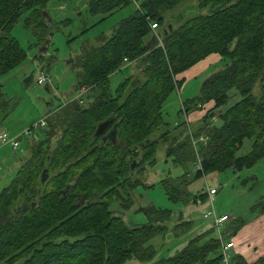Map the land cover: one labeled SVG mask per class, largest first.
<instances>
[{
    "label": "trees",
    "instance_id": "16d2710c",
    "mask_svg": "<svg viewBox=\"0 0 264 264\" xmlns=\"http://www.w3.org/2000/svg\"><path fill=\"white\" fill-rule=\"evenodd\" d=\"M46 1L0 0V75L24 60V50L10 34L22 13L36 46L49 34L42 15ZM183 1H87L88 15H100V20L127 5L134 11L101 38L100 45L74 61L79 70L74 91L85 87V98L93 97L86 104L70 101L49 109L43 139L32 140L27 157L0 190V264L149 261L154 252L147 242L163 233L169 212L148 204L139 208L146 223L129 227L109 207L115 199L127 206L130 192L141 184L135 174L142 175L145 166L154 163L158 143H164V155L174 165H190L191 179L249 169L264 157V0H195V7L208 13L179 22L181 15L175 20L168 13ZM152 24L160 47L151 37ZM211 54L225 64L206 77L196 96L181 102L176 113L200 110L208 102L211 108L193 131L184 123L169 128L161 119V105L181 84L176 76ZM123 60L135 63L134 75L110 95L108 78L123 67ZM5 108L0 93V113ZM57 111L60 116L53 115ZM215 115L217 121L211 124ZM105 119L111 120L110 128L115 125L113 142L93 136L96 124ZM159 129L162 132L150 139ZM188 131L193 138L203 135L205 145L198 144L194 151ZM245 139L249 149L237 155ZM195 156L199 171H193ZM43 169L49 176L40 185ZM186 175L160 181L167 199H187L180 189ZM196 198L205 200L200 193L192 202ZM257 206L264 212V195ZM210 232L194 235L172 256L152 264H219V242ZM228 264H264V254L249 263L232 255Z\"/></svg>",
    "mask_w": 264,
    "mask_h": 264
},
{
    "label": "rangeland",
    "instance_id": "374dc122",
    "mask_svg": "<svg viewBox=\"0 0 264 264\" xmlns=\"http://www.w3.org/2000/svg\"><path fill=\"white\" fill-rule=\"evenodd\" d=\"M87 1H46L42 12L50 20L47 25H49L51 36L44 54L39 52L41 44L35 45L32 29L23 26L26 13H22L11 27L10 34L24 50L25 56L19 66L0 75V93L6 102L5 113H0V133H5L7 137H15L18 143L16 151L0 144V190L10 182L20 159L27 157V148L32 145V140L43 139L41 131L45 127L42 129L34 127L31 130L28 128L43 119L47 111L46 104L49 103L50 107L55 109L75 96L74 76L79 70L74 66V61L83 51L100 45V39L108 37L115 25L134 11L132 4L127 5L106 19L100 20V15H88ZM195 6V0H185L168 15H171L175 20L181 15L180 22L194 15L208 13L206 8L198 10ZM155 34L157 35V32ZM155 34H151V37L155 38ZM70 39L72 40L70 41ZM224 64V60L218 58L208 64L195 77L187 79L179 90H175V88L167 97L161 105V119L169 128H172L173 124L183 123V116L176 113L180 102L195 97L201 81L220 70ZM131 67L133 68L132 65L125 69L122 67L109 76L107 91L110 95H113L117 86L128 77ZM39 73L44 76L47 83L35 85V78ZM133 74L134 72L131 73V76ZM46 85L49 90L45 87ZM255 90H257V86ZM87 96H89V92L81 98L84 104L93 97V93L88 99L85 98ZM57 112H54L53 115L60 116V111ZM53 119L54 117H52ZM214 122L216 120L210 123ZM160 132L162 129L156 131L150 139L156 138ZM248 149L249 141L245 139L237 155L246 153ZM164 150V143H158L154 153V163L145 166L142 175L135 174L141 184L130 192L129 203L125 204L127 206L123 207L116 199L110 204L111 213L121 218L129 227L146 223L143 213L139 211L140 207L151 204L155 208L169 212V219L162 224L165 228L163 233L152 237L147 242L154 252L151 259L139 262L131 258L122 264H152L159 259L170 257L180 250L189 238L211 228L210 221L201 218L202 213L210 209L207 203L196 204L190 202L189 199L184 201L167 199L160 186V181L164 179H174L187 173L184 183L189 181L186 189L191 195L205 189H215L216 194L213 196L211 204L215 214L224 213L232 219L247 223L262 212L257 206V202L264 195V157L250 169H243L240 172L230 170L221 173L210 172L202 177L191 179L190 165H174L170 158L165 157ZM140 157L139 153L134 163ZM259 182H262V186L256 189ZM224 226L225 223L222 224L220 232L223 231ZM210 233L211 236L216 237L215 230Z\"/></svg>",
    "mask_w": 264,
    "mask_h": 264
},
{
    "label": "crops",
    "instance_id": "0c3cea01",
    "mask_svg": "<svg viewBox=\"0 0 264 264\" xmlns=\"http://www.w3.org/2000/svg\"><path fill=\"white\" fill-rule=\"evenodd\" d=\"M218 58L219 57L215 54L208 55L202 61H199L189 69L177 75L176 80L182 79V82L179 85V87L175 90H179V88L187 79H189L190 77H195V75L198 74L201 70H203L208 64L213 63V61L217 60ZM129 64L133 66V68L131 67L128 75L131 76V73L134 72L135 63H126L123 65L124 67L123 69L127 68V66H130ZM47 90H49L48 87ZM46 106H47L46 114L48 113L49 109H51V111L54 109L50 107L49 103H47ZM211 106H212L211 102H208L204 104L200 110H196L187 114L181 113V115L183 116V123L185 127L189 128L192 131L197 129L200 125L201 118L205 114V111L211 108ZM251 179H255V178H251ZM188 184L189 181L185 182V184L180 186V189L182 193L188 196L186 200L189 199V201L192 202V196L194 195L188 193L186 189ZM261 184L262 182H259V184H257L256 186V189L262 186ZM215 194H216V190L214 189L213 196H215ZM228 218L229 220L225 222V226H224L225 228L223 227V231L221 232V234H223V238L225 242L231 241L233 244V248L230 253L231 256L238 255L242 259H244L247 263L252 262L256 258L262 256L264 254V213L261 212L258 217H255L254 219H252L247 223H243L238 219H232L229 216ZM233 229H235V231Z\"/></svg>",
    "mask_w": 264,
    "mask_h": 264
},
{
    "label": "built area",
    "instance_id": "2783aa9c",
    "mask_svg": "<svg viewBox=\"0 0 264 264\" xmlns=\"http://www.w3.org/2000/svg\"><path fill=\"white\" fill-rule=\"evenodd\" d=\"M150 29L152 31V34H155L156 27L154 24L150 25ZM155 40H157V46H161L160 41L158 40V36L155 34L154 35ZM126 60H123V65L126 64ZM43 82H46L44 76H42L41 73H39L36 78H35V85H41ZM88 92V88L82 87L79 88L73 98H71L68 102L70 101H78L79 103L82 101L81 98L86 96V93ZM66 102V103H68ZM66 103H63L62 105H65ZM45 118L46 116L43 117L41 121L38 123L34 124L32 128H43L45 127ZM216 117H212L210 119V122L215 121ZM217 121V120H216ZM215 123V122H214ZM30 129V130H31ZM189 135V141L190 145L193 148L194 151H196V147L198 144L204 146L206 143V138L203 135H199L196 138H193L191 136V132H187ZM0 144L1 145H6L9 147L11 150L16 151L18 148V143L17 139L15 137H7L5 133H0ZM200 170V160L197 156H195V163L193 165V171H199ZM200 194H203L205 196V200L203 202H206L207 205L209 206V210H206L204 213H202L201 218L204 220H209L210 221V226L212 230L216 231V238L218 239L219 242V247H218V253L220 255V262L222 264H228V260L231 256V250L233 248V244L231 241L225 242L224 238L222 237V234L220 232V228L222 224L227 222L229 220L228 216L226 214H215L214 211L212 210V201H213V195H214V189H205L204 191H201ZM202 203L201 200L195 199V203L199 204Z\"/></svg>",
    "mask_w": 264,
    "mask_h": 264
},
{
    "label": "water",
    "instance_id": "95a60500",
    "mask_svg": "<svg viewBox=\"0 0 264 264\" xmlns=\"http://www.w3.org/2000/svg\"><path fill=\"white\" fill-rule=\"evenodd\" d=\"M42 15L44 16L46 23H48L50 20L48 19L47 15L44 12H42ZM50 36L51 35L48 34L47 37L45 38V40L43 41V43L41 44V47L39 48L40 54H44L46 47L49 44ZM48 79H50V78H48ZM45 87L47 88V85ZM110 124H111V120H109V119H105V120L97 123L95 126V129H94V132H93V136L95 138H97V137L101 138L102 141L107 139V140H110L113 142V139L115 137V125L111 126V128H110L109 127ZM132 168H133V166H130V169H132ZM48 176H49L48 171L46 169H43L41 171L39 179H38L39 184L42 185L46 181ZM21 209H24V207L22 206Z\"/></svg>",
    "mask_w": 264,
    "mask_h": 264
},
{
    "label": "flooded vegetation",
    "instance_id": "af4514ba",
    "mask_svg": "<svg viewBox=\"0 0 264 264\" xmlns=\"http://www.w3.org/2000/svg\"><path fill=\"white\" fill-rule=\"evenodd\" d=\"M109 128V127H108Z\"/></svg>",
    "mask_w": 264,
    "mask_h": 264
}]
</instances>
